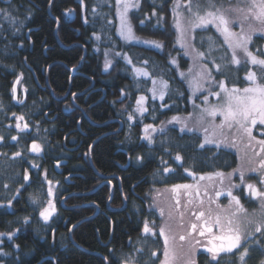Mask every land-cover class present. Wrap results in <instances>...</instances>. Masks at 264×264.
Here are the masks:
<instances>
[{"label":"trees","instance_id":"16d2710c","mask_svg":"<svg viewBox=\"0 0 264 264\" xmlns=\"http://www.w3.org/2000/svg\"><path fill=\"white\" fill-rule=\"evenodd\" d=\"M175 1L139 0L130 11L134 33L161 41L158 50L118 36L115 0H0L5 10L0 11V264H122L129 258L134 264H159L163 240L156 231L143 232L146 220H159L151 207L152 189L189 181V173H228L237 167L235 151L205 144L202 134L181 131L173 120L193 110L186 82L191 77L179 74L189 69L190 59L177 45ZM73 9L76 17L68 22L66 12ZM193 34L197 51L207 53L213 45L224 56L214 58L223 64L213 70L218 84L244 88L248 71L260 82V66L246 58L232 64L213 27ZM250 50L264 58V36H255ZM208 59L203 62L213 68ZM107 60L112 66L105 70ZM132 67L146 68L149 77H136ZM17 77L27 94L22 105L13 101ZM158 78L168 85L162 101L149 96L151 80ZM146 94L148 111L141 114L136 101ZM149 124L155 129L153 134L149 129L152 143L143 139ZM34 143L43 155L32 152ZM128 157L130 165L123 169ZM62 159L68 162L58 173L55 163ZM71 171L78 176L67 183L64 175ZM49 180L57 185L49 186ZM50 187H57V211L44 222L39 214ZM237 194L243 207L258 206L242 188ZM244 247L248 255L241 262ZM211 255L201 249L196 264H261L264 232L216 260Z\"/></svg>","mask_w":264,"mask_h":264},{"label":"snow or ice","instance_id":"6c2138e0","mask_svg":"<svg viewBox=\"0 0 264 264\" xmlns=\"http://www.w3.org/2000/svg\"><path fill=\"white\" fill-rule=\"evenodd\" d=\"M117 4V14L120 18V29L119 34L125 40H133L139 39L135 37L132 31V25L128 19V11L130 8L139 7L138 0L136 3L130 2V0H116ZM181 7L179 0H176L174 4V12L177 8ZM183 7L187 11V15L185 16V20L192 30L196 28L206 29L208 25H213L217 32H220L221 35L224 36V41L228 45V48L232 50L231 63L240 65L241 60L237 57V50L243 52L244 56L247 58V61H250L252 65L260 66V82H258L257 73L255 71H248L245 77L246 80L250 81L251 84L248 87H244L243 89L239 88H231L228 89L225 86L223 80L219 81V89L218 92H210L211 95L216 96L218 99L221 97V93L224 94L222 102L218 106H212L210 108L203 109V112L207 113V115L215 118V116L219 113L224 117V122L219 125V128L223 129L227 126L229 129H232L235 126L236 131L242 134V137L246 136L248 140V147H252L251 142L255 140L256 144L260 146L259 152H256L255 148H253V152L256 155L264 152V139L257 140L252 135L253 127L257 124L264 125V58H259L257 55H254L252 51L249 50L248 45L253 42V35H261L264 36V27L257 28L252 24V21L259 22L260 25L264 26V0H245L244 6L238 2L235 6H231L228 9H224L223 5H218L217 0H195V4L193 0H187V3L183 5ZM245 8L247 11H245ZM5 11V10H0ZM179 17L181 14L176 13ZM6 18L11 19V17L5 12ZM240 25V31L235 32L232 31L230 25L233 24ZM245 23H247V31H245ZM176 27L180 32L179 43L180 46L186 47L187 45L184 43V35L185 28L181 25L179 19L176 21ZM99 38V37H98ZM211 41V37H209ZM145 43H152L157 48H161L163 45L158 41H145ZM193 51L196 52L197 57H203L205 54L203 52L196 51L193 48ZM259 52V49H257ZM175 63V61H172ZM131 63V61H129ZM146 63V62H145ZM110 64V61L105 62V67L107 68ZM202 67H205L202 65ZM216 70L220 71V65H216ZM138 75L148 76V72L143 69L137 68L135 69ZM207 72V75L204 72L198 73L197 77H194L190 80V85L193 87L194 93L196 91H200L204 89V81H208L211 84L213 77L211 72ZM153 88L151 89L153 93V98H155L157 94V90L155 88L156 81H152ZM162 90L159 92L160 99L164 98V91L168 87L167 82L161 81ZM15 91V89L13 90ZM145 96L141 95L139 99L136 101L137 109L136 111L143 114L148 111L147 108L144 107ZM205 102H207V96L204 98ZM19 120H23L24 117H19ZM129 120H132L133 117L129 115ZM178 119V118H173ZM203 122V116L197 121V124H201ZM19 127V125H17ZM26 128L27 125L25 124ZM184 127H187L185 125ZM149 129H153L151 124L145 125L144 127V137L143 139L148 140L149 143H152V136L149 133ZM184 128L181 129L183 131ZM188 131H194V128H187ZM209 129L204 128V132L208 133ZM215 131L212 132V135H215ZM264 135V133H262ZM16 139V137H13ZM205 143H212L209 137L205 136ZM223 143V141H221ZM219 146V145H217ZM235 147V141L233 140L231 145ZM201 148L204 147V144L200 145ZM33 151H39L40 146L38 144L32 145ZM16 155H20L17 153ZM139 159V157L137 158ZM177 160H180L181 157L179 155L176 156ZM259 170L262 177H264V160L259 162ZM165 171H171V169H165ZM234 171L240 172L241 182L244 181V172L240 169H236ZM252 172H257L256 168L250 169ZM191 175V173H189ZM216 176L221 178V183H223V178L225 176L224 173L218 172L215 174ZM232 173H229L230 177ZM25 179H28L25 176ZM204 179V177H201ZM261 184H264V179L260 180ZM236 185H233L235 187ZM7 187V185H6ZM192 185H176L175 189L178 188H191ZM247 188L251 192L252 196L260 198V208L264 210V191H260L256 188L254 184H247ZM221 193H217L219 196ZM228 195L231 196V202H234L236 207L232 208V203L230 202L227 209H221L218 212H213L209 209L207 215L204 211L199 212L198 214L193 212L192 214L196 216L198 221H201L199 225L196 223H191L190 228L191 232L185 235H181L179 239L181 241L189 239L192 237V234L198 231L200 237H205L206 242L202 244L199 239L195 240V244L192 246L190 250V254L185 260V264H196V260L194 259L196 251V245H200L203 247L204 251L211 253V259L216 260L217 256L221 252L231 253L233 250L241 247V241L243 239H247L245 236V232H247L248 236L253 234L252 231H249V226H254V232H261L264 229V211L261 214V220L256 221L254 219H249L247 216L244 217L243 221L241 220L240 214L245 213L243 205H241L240 200L228 192ZM191 203V201H189ZM203 203V201H201ZM177 204H179V200H177ZM53 206L49 204V208H45L41 211L40 215L47 221L51 216V209ZM220 206L217 205V208ZM163 215V211H161ZM183 216V214H182ZM215 229V232L213 231ZM144 233H151L155 235L156 233L150 228L147 223H145ZM159 234L164 236V261L162 264H172V261L176 259V255L174 252L170 250L169 247V236L165 234V229L162 227L159 230ZM175 239V237H172ZM219 242V243H218ZM152 256H155L156 253L152 252ZM248 255V248L244 247L243 251L239 255V259L241 262L244 261L245 256ZM122 264H134V262L129 258L122 261ZM147 264V262H145ZM261 264H264V260L261 261Z\"/></svg>","mask_w":264,"mask_h":264},{"label":"rangeland","instance_id":"374dc122","mask_svg":"<svg viewBox=\"0 0 264 264\" xmlns=\"http://www.w3.org/2000/svg\"><path fill=\"white\" fill-rule=\"evenodd\" d=\"M130 2L136 3L137 0H130ZM179 2L181 4V7L177 8L175 12L173 10L174 19H175V27H176V21L177 19H179L181 22V25L185 28V35H184L183 40L187 46L183 48L180 46V43L178 42L180 39V32L178 31L176 27L177 32H178L177 45L178 47L182 49L183 54L190 59L189 69L185 72L184 71L180 72L179 74L184 76L182 73H185L189 77H191L188 80L186 79V82L189 86L190 92L192 93L190 102L193 106V110H192V113L188 115L174 116L175 118H178V119H175V120L173 119V120L177 121L178 124L181 126V128H184L183 131H188L187 128H194L195 132H198L203 135L204 143H205V136L207 135L209 139L212 141V143H205V144H215L216 146L219 145V147H224V148H228V149L235 151L238 155L239 163L234 170L240 169L244 172V181L241 182L239 171L232 170L231 172L224 173L225 176L223 178V183H221V178L216 176L215 174L189 175L190 176L189 181L169 185L166 187H159V188L152 189L151 196H150L151 207L152 209L156 211V214L159 216V220H156V219L146 220L145 223H147V225L150 228H152L154 232L156 231L157 233H159L160 228L163 227L165 229V234L169 236L170 250L174 252L176 255V259L172 261V264H185V260L190 254V250L192 249V246L195 244L196 239H199L202 242V244L206 242V238L200 237L198 234V231L193 233L192 237H189V239L187 240L181 241L179 239L181 235L187 236V234L191 232V228H190L191 223H196L197 225L201 223V221H198L196 219V216L192 214L193 212L198 214L199 212L204 211L207 215L209 209H211L214 213L220 211L221 209H227L231 202V196L228 195L229 191L231 192L233 196H236L239 200L240 198L237 194V191L238 189H241V188L244 190L245 194H247L248 196H252L251 192L247 188V184L249 183L254 184L258 190L264 191V184L260 183V180L264 179V177L261 176L260 170H259V162L261 160H264V152L260 153L259 155H256L252 150L253 148H255L256 152H259L260 146L256 144L254 140L251 142L252 147L251 148L248 147L247 145L249 142L247 140V137L246 136L242 137V134L236 131L235 126H233L232 129H229L227 126H225L223 129L219 128V125H221L224 122V117L221 116L219 113L215 116V118H213L207 115V113L203 112V109L210 108L212 106H218L223 100V96H224L223 93H221V97L218 99L216 96L211 95L210 92L220 91L219 84L214 79L213 70L216 69L217 64L220 65V69H221L223 64L221 61H220L221 64L219 63L215 64L214 58H217L218 60L219 59L223 60L224 56L217 52H214L216 50L213 45L211 47V50L209 49L207 53L206 52L204 53L205 55L203 57L196 56V52L193 51V48H195L193 45V36H194L193 32L197 30L198 28L192 30L190 26L188 25L187 21L185 20L187 11L183 7V5L187 3V0H179ZM238 2L241 4V6H244L245 4V0H223V1H217V4L223 5L224 9H228L230 5L235 6ZM138 3H139V0H138ZM193 3L195 4V0H193ZM132 9H136V8L132 7L128 11L127 15H128L129 22H130L129 14ZM173 9H174V6H173ZM245 11H247L246 8H245ZM176 13H180L181 15L178 17ZM252 24L257 28L264 27L260 25L259 22H256V21H252ZM116 25H117L116 32L118 36L125 43L152 47L158 50L163 49V46L161 48H157L152 43H145V41H158V40H154L148 37L137 35L134 33L133 28H132V31H133L134 36L138 37L139 39L125 40L124 38H122L121 35L119 34L120 18L117 14V4H116ZM208 26H211L215 29L213 25H208ZM230 28L232 31H235V32L240 31V25L238 23L230 25ZM245 31H247V23H245ZM217 33L224 40V36L221 35L220 32H217ZM255 36H261V35L259 34L253 35V39ZM158 42L162 44L161 41H158ZM227 48H228V45H227ZM248 48L250 50V44L248 45ZM229 51L232 54V50L229 49ZM205 57L206 58L208 57L209 58L208 60L209 61L211 60V62H213L214 64L213 68L208 66L205 62H203ZM237 57L239 59L246 58L243 52L240 50H237ZM126 58L128 57L126 56ZM248 62L251 64L250 61ZM202 65L205 67H202ZM111 66H112L111 61L107 68L105 67V63H104L105 70L110 69ZM137 68L147 71L146 68L144 67H132V74H134L136 77H140V76L149 77V75L148 76L138 75L135 71V69ZM205 68L207 69L208 72H211L213 80L211 84H209L208 81H204L203 82L204 89L200 91H196L194 93L193 87L190 85V80H192L194 77H197V74L201 72H204V74L207 75ZM153 80L156 81L155 88L157 90V94L154 99H158L159 101H162V99H160L159 92L162 90L161 81H164V80L159 79V78L151 80V85L149 88V96L152 98H153V93L151 89L153 88V84H152ZM248 82L249 84L246 87L250 86L251 84L250 81ZM215 85L218 87H216ZM226 87L228 89H231L234 86H231V87L226 86ZM20 88H21V85H20ZM235 88H238V87H235ZM239 89H243V88H239ZM163 91L165 93L164 94V97H165L167 88L163 89ZM140 96L141 95L138 96V99ZM143 96H145L146 98L144 102V107L146 108V102L148 100V95L146 94ZM206 96H207V102H205V99H204ZM137 107L138 106L136 104L135 109H137ZM201 116H203V122L201 124H197V121L200 119ZM185 125H187V127H184ZM259 126H264V125L257 124L255 127H253V130H252V135L257 140L264 139V135H262V133H264V130L261 127L258 128ZM204 128L209 129L208 133L204 132ZM213 131H215L216 133L215 135H212ZM188 132H191V131H188ZM151 133L153 134L154 131H151ZM233 140L235 141V144H236L235 147L226 146V145H231ZM221 141H223V143H221ZM40 151H41V146L38 152L32 150L33 153H40ZM252 168H256L257 172L250 171V169ZM165 172L168 173L169 171H165ZM229 173H232L230 177L228 176ZM201 177H204V179H201ZM176 185H192L193 187L187 188V189L178 188V189H175L174 191L173 189ZM233 185H236V186L233 187ZM56 190H57V187H50L49 199L45 207L41 210L43 211L45 208H49V204L53 206L51 209H49L52 213L49 219L45 221V219L39 214L40 218L44 222L50 221V219L54 216V214L57 211V206L55 203V193H56L55 191ZM218 192L221 193L219 196L217 195ZM250 198L256 201L258 206L252 209L244 207L246 212L240 214L241 220L243 221L244 217L247 216L249 219H254L256 221H259L261 220L262 211H264L260 208L261 199L254 197V196ZM177 200H179V204H177ZM189 201H191V203H189ZM201 201H203V203H201ZM231 203H232V208L234 209L236 205L234 202H231ZM217 205H219L220 207L217 208ZM161 211H163V215L161 214ZM145 223H144V226H145ZM213 231L215 232V229ZM249 231H252L253 233H257V232H254V226H249ZM261 232H264V229H262ZM148 234H151V233H148ZM245 236L248 237L247 232H245ZM172 237H175V239H172ZM161 238L164 243V236H161ZM242 240L244 239L242 238ZM196 248L198 249V251H196L194 259L196 258L197 253L201 249H203V247H201L200 245H196ZM163 261H164V255L159 264H162Z\"/></svg>","mask_w":264,"mask_h":264},{"label":"flooded vegetation","instance_id":"af4514ba","mask_svg":"<svg viewBox=\"0 0 264 264\" xmlns=\"http://www.w3.org/2000/svg\"><path fill=\"white\" fill-rule=\"evenodd\" d=\"M82 16V15H81ZM83 21H85L84 19H82ZM93 37L94 38H98V35L96 34H93ZM94 86V83L89 87V88H91V87H93ZM25 90V88H20V86H19V99H22V92ZM98 90H101L102 91V93H103V95H105L106 96V92H105V90L104 89H101V88H97V89H95L94 91H98ZM26 91V90H25ZM77 96V95H76ZM76 96L74 95L73 96V101H75V100H77L76 99ZM89 98V95H87V97H86V99H88ZM73 151H75L76 150V148H73L72 149ZM39 155H43V149H42V147H41V151H40V153H39ZM87 158V156L85 155L84 156V159H86ZM91 158H89V160H90ZM63 160V159H62ZM62 160L61 161H57L56 163H55V169H56V171L58 172V173H62V171H63V166L64 165H66V163L68 162V160L67 159H65V161H66V163H64V164H60V162H62ZM128 161H129V165H130V158L128 157V159H127ZM128 163V162H127ZM57 165H59L58 167H57ZM128 165V166H129ZM125 166V165H124ZM123 166V167H124ZM128 166L126 167V168H123V169H127L128 168ZM65 177H64V180L66 181V182H69V183H71L72 182V180L71 179H73V178H76L77 176H78V174H77V172L76 171H71L69 174H67V175H64ZM67 177H68V180H67ZM48 185L49 186H55V185H57V184H53V182L52 181H48Z\"/></svg>","mask_w":264,"mask_h":264},{"label":"water","instance_id":"95a60500","mask_svg":"<svg viewBox=\"0 0 264 264\" xmlns=\"http://www.w3.org/2000/svg\"><path fill=\"white\" fill-rule=\"evenodd\" d=\"M81 15H82V18L84 19V5L82 4V12H81ZM76 17V12L75 10L73 9L72 11H67L66 12V20L68 22H72ZM74 71V70H73ZM19 82H20V77H17V79L15 80L14 84H13V87H12V90L15 89V91H13V101L16 105H22L25 103L26 101V98H27V94H26V91L24 90L22 92V99L19 100L18 97H19V90H18V85H19ZM122 100V99H121ZM60 164H63V162H60ZM129 165V161L128 163L123 167V168H126L127 166ZM59 165H57L58 167ZM67 180H68V177H67ZM69 183V182H67ZM99 187V186H98ZM110 204V201L109 203ZM44 260V259H43Z\"/></svg>","mask_w":264,"mask_h":264},{"label":"bare ground","instance_id":"6f19581e","mask_svg":"<svg viewBox=\"0 0 264 264\" xmlns=\"http://www.w3.org/2000/svg\"><path fill=\"white\" fill-rule=\"evenodd\" d=\"M63 164L66 163L65 159L62 160Z\"/></svg>","mask_w":264,"mask_h":264}]
</instances>
